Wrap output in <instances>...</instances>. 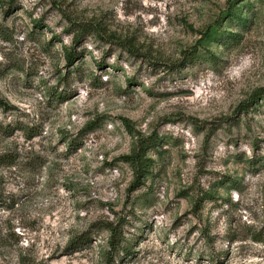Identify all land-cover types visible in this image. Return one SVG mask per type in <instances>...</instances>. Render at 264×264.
Returning a JSON list of instances; mask_svg holds the SVG:
<instances>
[{
    "label": "rangeland",
    "instance_id": "rangeland-1",
    "mask_svg": "<svg viewBox=\"0 0 264 264\" xmlns=\"http://www.w3.org/2000/svg\"><path fill=\"white\" fill-rule=\"evenodd\" d=\"M263 88L264 0H0V264H264Z\"/></svg>",
    "mask_w": 264,
    "mask_h": 264
},
{
    "label": "trees",
    "instance_id": "trees-1",
    "mask_svg": "<svg viewBox=\"0 0 264 264\" xmlns=\"http://www.w3.org/2000/svg\"><path fill=\"white\" fill-rule=\"evenodd\" d=\"M73 58V57H72ZM72 58H70V62L73 60ZM263 90H264V88H263ZM0 105H5V102H3V100H0ZM135 157H137V156H135ZM135 157H133V156H126V159H129V161H131L132 163H134V164H136L137 163V160H136V158ZM139 176V175H138ZM137 176V177H138ZM138 179V178H137ZM113 232H114V234H113V236L114 235H116V230L113 228ZM82 236V235H81ZM83 236H84V234H83ZM114 239V238H113ZM79 240V238H77V239H75V240H73L72 241V243H71V245H76V243H78V242H83V240H80V241H78ZM120 239H119V237L116 239V244L117 245H119V241ZM113 244H114V242H113ZM115 245V244H114ZM113 247H116V245L115 246H113Z\"/></svg>",
    "mask_w": 264,
    "mask_h": 264
}]
</instances>
